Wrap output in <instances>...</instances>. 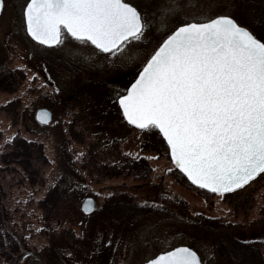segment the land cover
Listing matches in <instances>:
<instances>
[{
  "label": "rangeland",
  "instance_id": "374dc122",
  "mask_svg": "<svg viewBox=\"0 0 264 264\" xmlns=\"http://www.w3.org/2000/svg\"><path fill=\"white\" fill-rule=\"evenodd\" d=\"M128 2L147 14L149 25L143 39L129 41L115 55L67 33L63 43L53 47L35 42L25 30L26 0H5L0 10V58L7 68L21 73L15 90H3L0 84V177L8 224L23 234L29 264H65L60 259L49 263L51 255L45 250L51 244L69 264H102L97 262L103 254L97 232H108V225L96 213L86 215L80 210L86 196H93L97 207L113 195L142 206L133 223L126 224L123 238L113 242L118 243L110 264H141L183 244L197 247L204 264L215 248L210 237L195 229L203 218L228 223L238 237L264 240V174L223 195L205 194L183 184L174 176L176 167L157 128L127 123L117 102L146 55L161 42L162 33L192 16L226 14L232 1L175 0L176 7L165 15L164 28L160 27L161 8H172L170 0ZM39 107L51 110L49 122L36 120ZM17 136L26 141L29 151L39 148L45 162L28 158L25 147L14 142ZM26 156L31 160L28 168ZM140 156L151 168L147 179L109 173L115 159ZM54 184L67 198L48 212L41 200ZM97 222L102 225L95 226ZM261 251L264 254V245ZM0 264H8L1 255Z\"/></svg>",
  "mask_w": 264,
  "mask_h": 264
},
{
  "label": "snow or ice",
  "instance_id": "6c2138e0",
  "mask_svg": "<svg viewBox=\"0 0 264 264\" xmlns=\"http://www.w3.org/2000/svg\"><path fill=\"white\" fill-rule=\"evenodd\" d=\"M170 3L161 8V28L176 7ZM146 15L128 0H26L24 7L26 31L36 41L58 45L67 33L112 55L143 39ZM141 63L118 97L123 115L140 129H159L190 181L223 195L264 174V39L230 14L192 16L162 33ZM39 118L46 121L48 111ZM92 206L87 198L85 210ZM145 264L202 261L181 245Z\"/></svg>",
  "mask_w": 264,
  "mask_h": 264
},
{
  "label": "trees",
  "instance_id": "16d2710c",
  "mask_svg": "<svg viewBox=\"0 0 264 264\" xmlns=\"http://www.w3.org/2000/svg\"><path fill=\"white\" fill-rule=\"evenodd\" d=\"M231 1V6L226 14L232 15L239 23L253 31L258 38L264 39V0ZM20 80L21 73L17 70L7 68L0 58V84H2V89L13 91L18 87ZM68 90L71 91V88L69 87ZM14 142L25 147L28 158L33 157L35 162H45V157L39 148L35 149L36 147H33L31 151H29L30 148L28 144H26V141L19 139L18 136L14 138ZM32 152L34 153L33 156H31ZM30 161L31 160L27 159L24 167H30ZM109 166H111V168H108L110 169L109 173H111V175H120L126 172L127 174H132L136 179H147L151 171L150 165L143 156L136 159L118 158L112 161ZM174 176L179 179L181 183L193 186L202 193H211L210 190L192 184L177 168H174ZM233 191L226 193L231 194ZM64 192V190H60L57 184L49 187L46 196L41 200L48 212H50V210H55L59 204L67 198V194ZM5 197L6 190L0 177V255L8 264H19L21 262L29 264V258L31 256L25 246L23 234L13 231L9 227V214L4 205ZM231 204L235 210H240L237 203L232 201ZM141 210V205L130 202L129 199L123 195H113L109 197L103 205L97 207L93 214L96 213V218L105 220L108 225V232L100 229L97 232V239L101 241L99 245L103 247V254L97 258V262L110 264L111 261H113L118 243L114 244L113 242L117 238L119 240L123 238L125 227L128 226L126 224H132L134 215ZM57 219L60 218L58 217ZM97 223L95 226L100 227L102 225V222ZM195 227L203 236L210 237L214 242L215 254L212 257L206 258L204 264H208L209 260L211 261L209 264H264V254L261 251L264 240L259 241L245 236L238 237L228 229V223L219 221L216 218H203ZM113 244L115 246H113ZM193 248H195V250L198 249L197 247ZM45 253H49V256L51 255L49 257V263L60 259L61 262L69 264L67 259L58 257V252H56L53 244L45 250ZM91 258H93L92 255L90 256V259Z\"/></svg>",
  "mask_w": 264,
  "mask_h": 264
},
{
  "label": "water",
  "instance_id": "95a60500",
  "mask_svg": "<svg viewBox=\"0 0 264 264\" xmlns=\"http://www.w3.org/2000/svg\"><path fill=\"white\" fill-rule=\"evenodd\" d=\"M24 7H25V5H24ZM1 10V9H0ZM23 18H24V8H23ZM24 25H25V30H26V22H25V18H24ZM244 26V25H243ZM26 33H27V35L32 39V40H34L35 42H37V43H39V44H41V45H43V46H46V47H53V46H55V45H51V46H49V45H44V44H42L41 42H38V41H36L27 31H26ZM70 35V34H69ZM140 71V70H139ZM139 71H138V73H137V75L139 74ZM136 75V76H137ZM135 76V77H136ZM135 79V78H134ZM134 79L132 80V82L134 81ZM131 82V83H132ZM131 83L128 85V87H130V85H131ZM127 87V88H128ZM126 88V89H127ZM123 94H125V91L121 94V95H123ZM117 102H118V105H119V100L117 99ZM119 108H120V110H121V113H122V115H123V111H122V108L120 107V105H119ZM42 110H46V111H48V113H49V118L46 120V121H42L40 118H39V114H40V112L42 111ZM123 117H124V115H123ZM35 118H36V120L37 121H39L40 123H47V122H49L51 119H52V112H51V110L50 109H48L47 107H39V108H37L36 109V111H35ZM124 119L126 120V122L127 123H129L128 121H127V119L124 117ZM130 124V123H129ZM132 125V124H131ZM133 126H135V127H138V126H136V125H133ZM139 128V127H138ZM158 131H159V129H157ZM159 133L161 134V136H162V138L164 139V141L166 142V139L163 137V135H162V133L159 131ZM166 144H167V142H166ZM168 152H169V156H170V158H171V153H170V149H169V147H168ZM171 160H172V158H171ZM172 163H173V165L187 178V176H186V174H184L183 172H182V170H180L175 164H174V162L172 161ZM187 180H189L188 178H187ZM190 181V180H189ZM192 184H194L192 181H190ZM195 185V184H194ZM196 186H198V187H200V188H202L201 186H199V185H196ZM205 189V188H204ZM207 190H209V189H207ZM87 198H91V200H92V202H93V206H92V209H91V211H86L85 210V208H84V202L86 201V199ZM96 208H97V203H96V200H95V198L93 197V196H86V197H84L83 199H82V201H81V203H80V210L84 213V214H90V213H92V212H94L95 210H96ZM183 245H185V244H183ZM178 246H181V245H177V246H174V247H178ZM186 246H188V245H186ZM174 247H172V248H174ZM190 247V246H189ZM192 248V247H191ZM168 250H171V248L170 249H168ZM194 251H196L195 249H193ZM165 251H167V250H165ZM197 252V251H196ZM160 253V252H159ZM159 253H157L156 255H158ZM198 254V253H197ZM155 255V256H156ZM155 256H153V257H151V258H149V259H152V258H154ZM198 256H199V254H198ZM200 257V256H199ZM148 260V259H147ZM146 260V261H147ZM146 261H144L143 263H141V264H145V262Z\"/></svg>",
  "mask_w": 264,
  "mask_h": 264
},
{
  "label": "flooded vegetation",
  "instance_id": "af4514ba",
  "mask_svg": "<svg viewBox=\"0 0 264 264\" xmlns=\"http://www.w3.org/2000/svg\"><path fill=\"white\" fill-rule=\"evenodd\" d=\"M200 259H201V256H200ZM202 261V260H201ZM202 264H203V262H202Z\"/></svg>",
  "mask_w": 264,
  "mask_h": 264
}]
</instances>
